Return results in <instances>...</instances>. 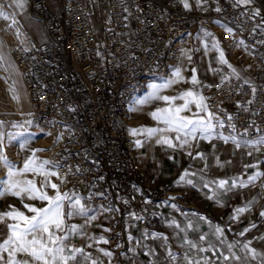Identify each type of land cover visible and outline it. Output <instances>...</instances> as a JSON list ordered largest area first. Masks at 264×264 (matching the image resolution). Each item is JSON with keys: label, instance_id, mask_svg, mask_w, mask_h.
<instances>
[{"label": "built area", "instance_id": "1", "mask_svg": "<svg viewBox=\"0 0 264 264\" xmlns=\"http://www.w3.org/2000/svg\"><path fill=\"white\" fill-rule=\"evenodd\" d=\"M27 1L46 39L17 44L11 55L49 137L40 151L45 167L85 207L112 215L103 193L117 176L128 183L139 172L126 104L155 79L174 76L195 28L210 31L220 21L231 64L200 86L213 129L264 140V0H222L197 12L178 0H94V12L86 0Z\"/></svg>", "mask_w": 264, "mask_h": 264}, {"label": "crops", "instance_id": "2", "mask_svg": "<svg viewBox=\"0 0 264 264\" xmlns=\"http://www.w3.org/2000/svg\"><path fill=\"white\" fill-rule=\"evenodd\" d=\"M50 1L55 3L56 0ZM86 1L94 12V0ZM178 1L184 5L183 0ZM221 1L187 0L189 7L185 9L197 12L203 5L215 7ZM237 1L244 5L252 3V0L247 3ZM31 16L39 23L43 38L35 41L25 29L27 37L23 45L46 39L41 21L32 13ZM214 26L210 31L193 29L191 43L185 48L191 52V57L192 42L199 38L200 43H205L201 38L204 33L215 34L222 45V24L215 21ZM9 55L12 58L11 50ZM206 56L211 60H206ZM179 62L174 64V72L180 70ZM13 63L17 68L14 60ZM201 64L204 73L199 84L200 93L201 84L215 82L220 72L228 69L214 48L205 50ZM159 80L170 79H155L126 104L139 172L128 183L117 176L103 193L112 215L107 209L91 206L86 207L90 210L88 215L95 219L80 215L65 218L66 225L79 227V232L71 234L66 243L72 249L83 250L69 264H189L190 261L193 264H264V215H261L264 213V148L260 145L261 139L230 138L213 129L208 138L202 139L198 133L195 139H189L180 147L175 132L149 137L141 131L133 135V129H147L150 122L146 114L161 104L151 110L145 100L147 87ZM162 86L155 87L160 94ZM141 101L145 102L142 104ZM196 111V107L191 110ZM161 135L172 138L176 147L158 144L156 141ZM182 176L184 180H181ZM252 177L255 179L250 180ZM189 179L192 184L187 183ZM221 180L227 182L223 188L218 187ZM154 188L159 191L157 196L152 195ZM241 208L244 211L238 213L237 209ZM64 211H69L67 202ZM216 228L222 230V235L216 233ZM8 235L7 224L0 223V240L7 239ZM100 237L108 243L98 242ZM228 244L232 245L231 250L227 248ZM101 250L111 255L105 256ZM66 254L71 253L66 250ZM224 256L229 259L225 260Z\"/></svg>", "mask_w": 264, "mask_h": 264}, {"label": "snow or ice", "instance_id": "3", "mask_svg": "<svg viewBox=\"0 0 264 264\" xmlns=\"http://www.w3.org/2000/svg\"><path fill=\"white\" fill-rule=\"evenodd\" d=\"M14 3L18 4L19 7H23L22 0H13ZM245 3L248 0H244ZM184 7L188 8L189 5L187 0H183ZM0 17L8 19L9 16L3 11V6L0 5ZM13 23L15 21L13 20ZM228 31H231L228 29ZM210 35V34H207ZM217 47V45H213ZM221 62L226 63L223 58V52L220 54ZM235 72V70H233ZM195 72V70H193ZM176 80L169 82V84L162 87H168L171 83L179 82L184 78L181 76L180 70L177 69L174 73ZM192 84H198L199 81L195 75L191 78ZM159 89H153L149 99L155 98L165 101L169 107L157 109L155 112L151 113L153 119H156L163 124L166 128H152L144 130L133 129L132 134L136 135L139 132H145L149 137L156 135L157 133L164 132H175L177 135L175 139L180 141L181 134L186 137L181 143L180 147H183L188 143L187 137L195 139L199 133L200 138L206 139L208 135L213 131L214 125L212 120L214 119V114L208 111V105L205 103V98L198 92L192 90H187L180 94L178 97L160 96L158 95ZM14 99H17L14 95ZM180 99L184 103L180 106L174 105V101ZM145 101H141L143 104ZM190 105H195L197 112L193 113L192 117L182 116L181 113L185 111H191ZM200 113H205V116L200 115ZM231 119V117H229ZM31 123L30 121L28 122ZM219 125L223 127V122L218 121ZM23 135V133L19 134ZM3 135L0 134V141H2ZM11 139V137H10ZM227 140V137H224ZM28 141H25L26 144ZM158 144H166L168 147H176L172 142V138L161 135L156 141ZM235 142V141H234ZM264 143V140L260 141ZM137 146H140V141H137ZM23 146V145H22ZM239 146V145H238ZM0 149H2V143H0ZM0 161H3L5 166L10 169V175H15L11 169L13 165L7 160L6 157L0 155ZM50 162L45 160L37 163L35 158V151L33 155L25 161L23 169L20 170L21 174L33 173L36 175H42L44 180L42 181L41 187H50L55 190V196H49L47 192L41 191L36 187L34 180H24L23 182H5L0 181V184L7 183V188L0 190V196L4 194H10L22 200L26 197L28 200H38L44 203L43 207H36L32 204L24 203L23 207L27 209L31 216L25 215L24 212L16 210L13 206L12 211L0 213V223L5 220H12L13 223H8L7 228L9 235L7 239L0 240V264H69L70 260H76V254L83 252L82 249H72L66 243L69 236L74 233L79 232V227L77 225H66L65 218H71L75 215H80L87 217L92 220L95 216H89V209H87L81 202V198L69 193H61L59 191V185L51 182L49 177L56 176L58 179V172L51 171L45 166ZM187 175V173H185ZM255 179V177L250 178ZM184 180V177H181ZM64 181L61 180V183ZM188 184H192V180H187ZM226 181L221 180L218 187L223 188L226 185ZM207 186V185H206ZM235 184H233V187ZM65 202L68 203L69 211L65 213L64 206ZM175 207V205H173ZM244 209H237V212H243ZM264 215V213H261ZM108 231V229H105ZM216 233L222 235V230L220 228L215 229ZM247 231V230H246ZM203 239V237H201ZM98 242L108 243L103 237L99 238ZM223 243V241H221ZM91 247V245H89ZM195 247V245H193ZM247 248V245H244ZM227 248L231 250L232 245L228 244ZM66 250L71 254H66ZM205 249H201L203 251ZM103 251L105 256H110L111 253L108 251ZM224 259H229L228 256H224ZM95 264V262H94ZM193 264V262H189ZM199 264V262H195Z\"/></svg>", "mask_w": 264, "mask_h": 264}, {"label": "rangeland", "instance_id": "4", "mask_svg": "<svg viewBox=\"0 0 264 264\" xmlns=\"http://www.w3.org/2000/svg\"><path fill=\"white\" fill-rule=\"evenodd\" d=\"M0 5L3 6V11L9 16L7 20L3 17H0V39L2 44H4L7 48V55L10 58V50L13 48V46L24 43V39H26V33L24 26L21 25L19 15L16 10V3H14L13 0H0ZM24 11H27L31 16V12L26 0H24V5L22 7V12ZM13 20L15 23H13ZM214 35H207L206 33L202 34L201 38L202 40L205 39L206 44L202 43V41L201 44L199 42V38L196 41H193L191 44L193 51L192 57L191 52L188 49L183 51L181 56L182 58H180L179 62L181 63L180 73L184 78L182 80L183 84L176 88V90L171 91L172 93L169 94H167L164 88L161 87L160 91L163 96L178 97L181 93L187 90L198 92L201 95L199 91V84L200 80L203 79L202 76L204 73V68L201 66V63L203 62L205 50H207V48H214L217 56H220L221 52H223V58L226 60V63H223V65L225 64L224 67L228 69L231 68L228 50L220 45L219 42H217L216 36ZM213 45H217V47H213ZM209 59L211 60V58L207 57L206 60ZM14 69L17 75H19L20 73L15 66ZM193 70H195V72H193ZM8 71L9 70L4 65V59L0 55V134L3 135V139L0 141V143H2L0 155H3L7 158L10 164L13 165L11 171L16 173L15 175H10V169L5 166L3 161H0V181L15 183L23 182L24 180H34L37 188H39L41 191L47 192L49 196H55V190L51 189L50 187H41L42 181L44 180L42 175H36L33 173L21 174L20 172V170L23 169L25 161L33 155L34 151L37 163L44 161L40 151L47 144L49 137L44 128L37 123L36 117L33 114L31 103L26 96L25 91H22L23 89L18 92L17 90L14 91L12 81H7L12 80V76ZM193 75L197 77L199 81L198 84L194 85L191 83V78ZM175 79L176 77L174 75L170 80H159L155 82L154 85L147 87V98L145 100L149 102L148 104L151 110L155 109L156 106H158L159 103L163 101L155 98L149 99L154 87L167 85L169 82L174 81ZM19 81L23 85L20 77ZM162 94L158 92V95L162 96ZM14 95L18 98L14 99ZM173 103H175L177 106H180L184 103V101L177 99ZM191 110L193 111L194 108ZM196 112L185 111L182 112L181 115L192 117L193 113ZM200 115L205 116L206 118L205 113H200ZM29 121L31 122L30 124L28 123ZM21 133H23V135H19ZM185 138L186 137L181 134V139L179 142H182ZM189 139L191 140V137H187V140ZM25 141L28 142L25 144ZM49 179L51 182L59 185V191L61 193H65V191L60 186L59 179L56 176H51ZM7 186V183L0 184V190L7 188ZM24 203L32 204L36 207L44 206V203L38 200H28L25 197L22 202L21 199L15 196L4 194L0 196V213L12 211L13 208L10 206H13L16 210L24 212L25 215L31 216L32 213H29L27 209L23 207ZM13 222L14 221L12 220H5L3 223L8 224Z\"/></svg>", "mask_w": 264, "mask_h": 264}, {"label": "bare ground", "instance_id": "5", "mask_svg": "<svg viewBox=\"0 0 264 264\" xmlns=\"http://www.w3.org/2000/svg\"><path fill=\"white\" fill-rule=\"evenodd\" d=\"M22 2H23V5H24V0H22ZM16 10H17V13L19 15V19L21 21V25H23L25 27V29L28 30L33 35V38L35 39V41H40L43 38V36H42V33H41V27H40L39 23L34 21L33 18L29 15V13L27 11L22 12V8L19 7L18 4H16ZM24 41H26V40L24 39ZM0 55L4 59V65L9 70L8 71L9 74L12 76L11 77L12 78L11 81L13 83L14 91L17 90V92H18V91H21L23 89L22 91H25L26 96L28 97L26 89L24 90L25 87L23 88L24 85H22L20 83V81H19V77H21V76H20V74L17 75V73H16V71L14 69L13 60H12L11 57H10L11 59L8 57L7 48L5 47L4 44H2L1 39H0ZM181 84H183L182 80H180L179 82L171 83L170 86L163 87V88H164L165 92L167 94H169V93H172L171 91L176 90V88H178ZM168 90H170V91H168ZM174 105H175V103H174ZM166 107H169V105L165 101H162L157 109H162V108H166ZM190 107H191V109H193V108H195V105H190ZM155 111H153V112H155ZM146 117L149 118V122H150L149 126H147V129L166 128L167 127L162 122H160V121H158L156 119H153L151 113H149V114L147 113ZM164 133L171 135L173 132H164ZM158 134L159 133H157L154 136H157Z\"/></svg>", "mask_w": 264, "mask_h": 264}]
</instances>
